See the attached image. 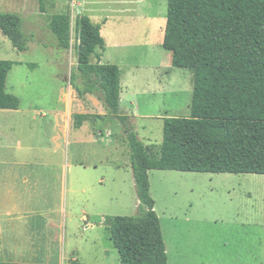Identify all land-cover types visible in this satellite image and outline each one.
<instances>
[{
    "label": "rangeland",
    "instance_id": "374dc122",
    "mask_svg": "<svg viewBox=\"0 0 264 264\" xmlns=\"http://www.w3.org/2000/svg\"><path fill=\"white\" fill-rule=\"evenodd\" d=\"M57 11L67 12L72 25L78 13L100 25L105 48L95 51L101 63L119 66L121 110L138 138L154 149L163 138L164 118L190 114L191 73L173 66L162 45L167 0H48L44 11L38 0H0V12L20 17L27 41V49L18 51L0 30V59L17 62L7 91L20 100L18 110L0 109V146L8 145L0 155L24 153L30 144L35 153L76 160L75 191L65 198L74 212L67 244L81 254L69 264H118L103 221L138 214L125 130L113 120L95 133L93 120L75 128L71 118V144L53 150L52 111H104L96 95L80 96L69 83L77 58L74 49L58 47L48 28L49 15ZM104 112L110 113L107 107ZM149 179L168 264H264V174L151 170ZM98 220L101 226L88 228ZM16 243L30 252L44 249L42 242Z\"/></svg>",
    "mask_w": 264,
    "mask_h": 264
},
{
    "label": "trees",
    "instance_id": "16d2710c",
    "mask_svg": "<svg viewBox=\"0 0 264 264\" xmlns=\"http://www.w3.org/2000/svg\"><path fill=\"white\" fill-rule=\"evenodd\" d=\"M47 2L38 0L40 11ZM48 28L59 48L76 53L71 87L80 96L96 95L110 111L72 113L73 127L93 120L96 133L117 120L125 130L138 214L103 221L118 264H168L149 170L264 174V0H167L162 45L171 52L173 66L190 71L192 95L189 116L164 118L158 149L138 138L121 110V70L101 63V53L95 51L105 48L100 25L80 13L72 25L67 12L57 11L49 15ZM0 30L15 49H27L16 13L0 12ZM15 63L0 59V108L19 107V98L7 91Z\"/></svg>",
    "mask_w": 264,
    "mask_h": 264
},
{
    "label": "crops",
    "instance_id": "0c3cea01",
    "mask_svg": "<svg viewBox=\"0 0 264 264\" xmlns=\"http://www.w3.org/2000/svg\"><path fill=\"white\" fill-rule=\"evenodd\" d=\"M122 96L123 88L120 102ZM102 108L105 111V106ZM0 109L18 110L19 107ZM104 111L98 114H106ZM52 112L56 133L50 140L56 151L62 142L71 144L73 112L70 107ZM22 150L21 154L0 155V261L42 264L77 261L75 256L81 254L80 250L67 244L74 212L65 201L67 194L75 191L72 176L79 172L77 161H71L69 155L65 161L62 155L35 153L30 144ZM82 219L85 220L84 215ZM99 222H89L88 228L101 226ZM25 241L42 242L44 249L30 252L16 243Z\"/></svg>",
    "mask_w": 264,
    "mask_h": 264
}]
</instances>
